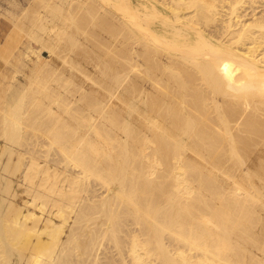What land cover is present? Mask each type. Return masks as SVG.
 <instances>
[{
	"label": "bare ground",
	"instance_id": "bare-ground-1",
	"mask_svg": "<svg viewBox=\"0 0 264 264\" xmlns=\"http://www.w3.org/2000/svg\"><path fill=\"white\" fill-rule=\"evenodd\" d=\"M36 5L0 84V264H264V0Z\"/></svg>",
	"mask_w": 264,
	"mask_h": 264
},
{
	"label": "rangeland",
	"instance_id": "rangeland-1",
	"mask_svg": "<svg viewBox=\"0 0 264 264\" xmlns=\"http://www.w3.org/2000/svg\"><path fill=\"white\" fill-rule=\"evenodd\" d=\"M38 1V0H37ZM37 1H35V0H0V51L4 48V46H5V44H6V42H7V40H8V38H9V36L11 35V34H13V35H16L17 37H16V41L13 43V45H12V47H14V51H13V54L11 55V57L9 58L10 59V62H7V63H4L3 61L5 60L4 58H2V59H0V70L2 71V74L3 73H5L4 75H6L5 77H4V75L2 76L3 77V79H2V77L0 76V79H2V81L1 82H3V80H4V82H3V84L2 83H0L1 85H6V84H8V82H10V80H11V78H12V80L11 81H13L14 83H15V86H19V89H21L22 87H23V85L25 84V82H26V80H28L26 77H27V75L28 74H30L31 72H32V67H33V59H35L36 58V55H33L32 54V52L29 50V54H30V57L29 56H27V46H28V44H29V41L32 39V37L31 36H29L28 34H27V31H26V29L27 28H30V25H31V22L29 21V23H28V21H25L24 19H26V18H21V17H23V14L25 13V11H26V9H28V7H30L32 4H33V7L34 6H37L36 4L37 3H40V0L37 2ZM137 0H135V2H136ZM35 3V4H34ZM32 8V7H31ZM250 9V10H249ZM259 9H261V8H258L257 9V11H259ZM25 10V11H24ZM252 10H251V8H248L247 9V12L249 13V12H251ZM19 16V17H18ZM20 18V19H18V18ZM250 16H248L247 18H249ZM18 20H17V19ZM28 19V18H27ZM26 19V20H27ZM18 21V23H19V21H23V22H25L24 24V30L22 31V29H21V31H17V29L18 30H20L19 29V27L18 26H16V25H14L17 21ZM16 21V22H15ZM20 24H23L22 22H20ZM27 24H29V27H28V25ZM27 25V26H26ZM18 27V28H16V27ZM26 26V27H25ZM216 26L215 25H213V26H211V28L213 29V28H215ZM15 33H18V34H15ZM32 41V40H31ZM34 43V42H33ZM3 44V45H2ZM15 45H17L16 46V48H15ZM1 47H2V49H1ZM38 48V44H37V42H35L34 43V49H37ZM23 52L24 53V55H22V57H23V59H25V60H23L24 61V63L23 62H18V61H16L15 59H14V54L15 55H17V54H19L20 52ZM49 51H45V50H42V52H41V54L40 55H43V56H41L43 59H48L47 61H49L50 62V65H58V67H60L61 68V66H62V62L60 61L61 59L58 57V56H56V54L55 53H48ZM1 54H2V52H0V57H1ZM3 55V54H2ZM46 55V56H45ZM3 57V56H2ZM49 57V58H48ZM54 58V59H53ZM58 58H59V60H58ZM4 59V60H3ZM51 59H52V61H51ZM3 60V61H2ZM9 63V64H8ZM21 63V64H20ZM59 63H61L60 65H59ZM23 64V65H22ZM22 65V66H21ZM14 66H15V68L17 69H19V71H21L22 70V72H19L18 70H16L15 68H14ZM85 67H88L87 69L89 70V71H87L91 76H93V75H95V73H96V71H95V69H93L92 70V67L93 66H91L90 64H86V62L84 63V68ZM68 68V67H67ZM83 68V69H84ZM86 69V68H85ZM15 70H16V72H15ZM61 69H59V71H60ZM66 71H64L65 73H68L67 71H68V69H65ZM90 70H91V72H90ZM1 71H0V74H1ZM13 72L14 73H16V74H13ZM18 72L20 73V74H18ZM93 72V73H92ZM58 73V75H59V72H57ZM24 74L26 75V76H24ZM80 74V75H79ZM97 74L98 73H96V75L95 76H97ZM15 76L14 78H13V76ZM53 75H51V77L49 76V78H53L52 77ZM78 76V77H77ZM77 78L75 77V81L77 82V80L78 79H80L81 81H82V77L84 76V75H82L81 74V72L79 71V73H77ZM7 77H9V78H7ZM16 77L18 78V80L16 79ZM26 78L25 80H24V78ZM46 77H48V76H46ZM55 77V76H54ZM56 77H57V75H56ZM5 78V79H4ZM48 78V79H49ZM84 79H85V77H84ZM51 80H53V81H55L56 82V80H55V78H53V79H51ZM80 80H78V81H80ZM16 81V82H15ZM19 81H23V82H21V83H24V84H22L21 85V87H20V83H19ZM50 81V80H49ZM53 81H51L52 82V84L53 85H55V82H53ZM89 81V83L91 82V80H89V79H87V82ZM18 82V83H17ZM5 83V84H4ZM1 85H0V88H2L1 87ZM17 86V87H18ZM0 143L1 144H3L4 143V141H2V138H0ZM17 148L18 149H22V147L21 146H17ZM6 156H7V154L6 153H4L3 154V156H2V159H5L4 161H6L7 159H6ZM17 159V158H16ZM15 159V160H16ZM246 171V170H245ZM9 174V177H10V179L12 180V189H11V191L14 189V197L12 196V197H8V198H10V200H12V201H15V202H17L16 204H18V205H24V203H22L24 200H23V198L24 197H27V194L23 191L24 190V188H25V184H22L21 183V181H20V179H19V177L17 176V174L14 172V171H12V170H10V173H8ZM6 183V180H2V184L0 183V187H2V185H4L5 183ZM14 187V188H13ZM21 190V191H20ZM19 192V193H18ZM22 194H21V193ZM101 192V191H100ZM99 192V193H100ZM3 193V192H2ZM0 194H1V191H0ZM4 196H6V194L4 193ZM9 196V195H8ZM22 197V198H21ZM21 199V200H20ZM24 199H28V197L27 198H24ZM22 201V202H21ZM14 202V203H15ZM5 204H7V201L5 202ZM3 211V207H2V209H0V212L1 213H3L2 211ZM38 211V213H40L39 212V210H37ZM45 216H47L46 214H45ZM32 244H31V242L30 243H28V242H26V243H24V242H21V243H17V244H15L11 249H10V251H9V253H8V255H7V257H8V261H9V263L10 264H16V261L17 260H19L20 259V264H22L23 262H24V260L26 259V256H29L32 252L34 253V251L32 250V246H31Z\"/></svg>",
	"mask_w": 264,
	"mask_h": 264
}]
</instances>
